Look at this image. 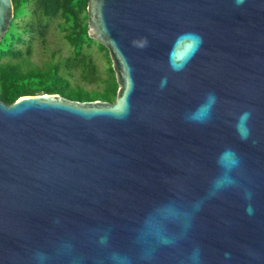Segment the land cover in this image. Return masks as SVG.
<instances>
[{
    "label": "water",
    "instance_id": "water-1",
    "mask_svg": "<svg viewBox=\"0 0 264 264\" xmlns=\"http://www.w3.org/2000/svg\"><path fill=\"white\" fill-rule=\"evenodd\" d=\"M86 11L115 99L0 98V264H264V0H88ZM13 17L0 0V41ZM189 32L203 44L174 72ZM209 92L211 120L185 122ZM246 110L242 141L233 125ZM226 148L237 185L209 197Z\"/></svg>",
    "mask_w": 264,
    "mask_h": 264
},
{
    "label": "trees",
    "instance_id": "trees-1",
    "mask_svg": "<svg viewBox=\"0 0 264 264\" xmlns=\"http://www.w3.org/2000/svg\"><path fill=\"white\" fill-rule=\"evenodd\" d=\"M14 17L0 41V98L11 103L23 95L59 94L72 100L113 102L117 83L107 49L87 32L88 0H12ZM52 19L71 47L67 57L56 56L41 65L31 59L33 41L45 36ZM96 47L107 60V73L100 77L88 53ZM78 79H73L77 76ZM98 82L99 89L84 84ZM84 83V84H83Z\"/></svg>",
    "mask_w": 264,
    "mask_h": 264
},
{
    "label": "clouds",
    "instance_id": "clouds-1",
    "mask_svg": "<svg viewBox=\"0 0 264 264\" xmlns=\"http://www.w3.org/2000/svg\"><path fill=\"white\" fill-rule=\"evenodd\" d=\"M244 0H236V4L240 5ZM178 40L184 41L187 49V56L182 62H175L169 59V67L174 72L183 71L191 58L199 52L201 45L203 44V37L198 33L189 32L182 34ZM145 46H147L145 44ZM167 85V77L162 78L160 82V89L163 90ZM218 102V97L214 92L207 93L203 101L197 105V107L189 112H186L184 115V120L190 124L203 125L207 124L211 120V115L213 109L215 108ZM252 112L251 110H246L240 113L236 117V123L233 125L238 137L243 141L248 139L250 135V128L248 123L251 119ZM218 165L223 169L221 175L215 178L212 181L211 188L209 190V197H215L221 191L236 186L237 181L232 176V172L240 166V158L236 152L231 148H226L217 158ZM251 195L250 192L246 193V196L249 198ZM197 208L199 205L196 206ZM246 211L251 214L252 208L249 206Z\"/></svg>",
    "mask_w": 264,
    "mask_h": 264
},
{
    "label": "rangeland",
    "instance_id": "rangeland-1",
    "mask_svg": "<svg viewBox=\"0 0 264 264\" xmlns=\"http://www.w3.org/2000/svg\"><path fill=\"white\" fill-rule=\"evenodd\" d=\"M59 19H52L50 22L49 28L47 30L45 41L46 46L42 44L39 38L35 39L32 44V53L31 59L38 65H41L47 59L51 58L52 53L56 56L67 57L71 54V47L64 40L62 32L58 27ZM88 53L91 54L94 63L96 64L97 70L101 78L106 76L107 69V60L103 52L99 51L96 47L88 50ZM77 76H74L73 79H78ZM84 84V83H83ZM88 89H99L102 87V84L98 82H90L84 84Z\"/></svg>",
    "mask_w": 264,
    "mask_h": 264
}]
</instances>
